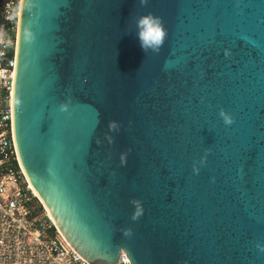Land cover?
Masks as SVG:
<instances>
[{"label": "water", "instance_id": "obj_1", "mask_svg": "<svg viewBox=\"0 0 264 264\" xmlns=\"http://www.w3.org/2000/svg\"><path fill=\"white\" fill-rule=\"evenodd\" d=\"M12 129L88 263L264 264V0H23Z\"/></svg>", "mask_w": 264, "mask_h": 264}, {"label": "built area", "instance_id": "obj_2", "mask_svg": "<svg viewBox=\"0 0 264 264\" xmlns=\"http://www.w3.org/2000/svg\"><path fill=\"white\" fill-rule=\"evenodd\" d=\"M20 3H0V264H90L70 246L45 208L34 211L36 195L17 157L12 87ZM111 264H130L123 248Z\"/></svg>", "mask_w": 264, "mask_h": 264}, {"label": "clouds", "instance_id": "obj_3", "mask_svg": "<svg viewBox=\"0 0 264 264\" xmlns=\"http://www.w3.org/2000/svg\"><path fill=\"white\" fill-rule=\"evenodd\" d=\"M147 2L148 0H140V4L142 6H145ZM134 22L136 37L144 53H159L161 47L164 45L167 36V30L164 26L162 17L148 12L146 14L135 17ZM220 116L223 118V121L226 125L233 122L232 117L226 114L223 110L220 111ZM121 162L124 163L125 160L122 159ZM200 163H203V160H201ZM194 171H199V169L196 168L195 165ZM131 203L134 205V213L132 215V219L136 220L143 213L142 204L139 200L135 199L132 200Z\"/></svg>", "mask_w": 264, "mask_h": 264}, {"label": "trees", "instance_id": "obj_4", "mask_svg": "<svg viewBox=\"0 0 264 264\" xmlns=\"http://www.w3.org/2000/svg\"><path fill=\"white\" fill-rule=\"evenodd\" d=\"M33 201L36 202V206L34 207V211L35 212H39L43 210V206L41 204V202H38V199L36 198V196L33 197Z\"/></svg>", "mask_w": 264, "mask_h": 264}, {"label": "bare ground", "instance_id": "obj_5", "mask_svg": "<svg viewBox=\"0 0 264 264\" xmlns=\"http://www.w3.org/2000/svg\"><path fill=\"white\" fill-rule=\"evenodd\" d=\"M22 2H23V0H21V3H20V14H21ZM19 19H20V16H19ZM28 186H29L30 189L32 190L33 194H35V195L37 196V198L39 199V201L42 202L41 199L39 198V196L33 191L31 185L29 184V182H28ZM42 204H43V202H42ZM43 205H44V204H43ZM44 208H45V206H44ZM45 210H46V208H45ZM46 213L49 215V213H48L47 210H46ZM49 216H50V215H49ZM50 218H51V217H50Z\"/></svg>", "mask_w": 264, "mask_h": 264}, {"label": "rangeland", "instance_id": "obj_6", "mask_svg": "<svg viewBox=\"0 0 264 264\" xmlns=\"http://www.w3.org/2000/svg\"><path fill=\"white\" fill-rule=\"evenodd\" d=\"M37 199H38V198H37ZM38 202H40L39 199H38ZM35 204H36V202H35ZM42 206H43V208H44V205H43V204H42Z\"/></svg>", "mask_w": 264, "mask_h": 264}]
</instances>
